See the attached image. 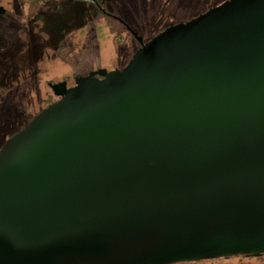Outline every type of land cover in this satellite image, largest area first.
<instances>
[{
    "label": "water",
    "instance_id": "water-1",
    "mask_svg": "<svg viewBox=\"0 0 264 264\" xmlns=\"http://www.w3.org/2000/svg\"><path fill=\"white\" fill-rule=\"evenodd\" d=\"M132 36L1 146L0 264L264 254V0Z\"/></svg>",
    "mask_w": 264,
    "mask_h": 264
},
{
    "label": "rangeland",
    "instance_id": "rangeland-1",
    "mask_svg": "<svg viewBox=\"0 0 264 264\" xmlns=\"http://www.w3.org/2000/svg\"><path fill=\"white\" fill-rule=\"evenodd\" d=\"M224 1L69 0L49 2L45 9L36 4L22 8L14 3L0 25V148L57 100L48 83L65 81L72 87L76 78L90 72L112 71L128 64L139 44L102 12L122 19L148 42L166 26L195 18ZM54 5V12L48 13ZM194 264H264V257H230Z\"/></svg>",
    "mask_w": 264,
    "mask_h": 264
},
{
    "label": "flooded vegetation",
    "instance_id": "flooded-vegetation-1",
    "mask_svg": "<svg viewBox=\"0 0 264 264\" xmlns=\"http://www.w3.org/2000/svg\"><path fill=\"white\" fill-rule=\"evenodd\" d=\"M57 1H69V0H0V25H3V23L5 22V19H7V17L11 13V5H13L14 3H16L18 6H20L22 8L26 7L28 5L36 4V5H39L40 7L43 6V9H45V8H48V6H46V5L49 2L55 3ZM72 1H81V2H85V3L90 2V0H72ZM92 1L95 2V0H92ZM44 6H45V8H44ZM97 6H98V4H97ZM54 10H55V5L52 8H49L48 13L49 12L52 13V12H54ZM102 14H104L105 16L110 17L113 20H115L116 22H118L124 28V30L133 38V36H132L133 29L130 28L126 22H124L122 19L118 18L117 16H112V15L106 14L105 12H102ZM23 15H25V13ZM44 16H49V14H44ZM127 27L130 30H128ZM118 69H122V68H118ZM67 87H71V86L67 85ZM55 98L58 100L57 97H55Z\"/></svg>",
    "mask_w": 264,
    "mask_h": 264
},
{
    "label": "trees",
    "instance_id": "trees-1",
    "mask_svg": "<svg viewBox=\"0 0 264 264\" xmlns=\"http://www.w3.org/2000/svg\"><path fill=\"white\" fill-rule=\"evenodd\" d=\"M220 3H218L217 5H219ZM217 5H215V6H217ZM215 6H212L211 8H213V7H215ZM208 10V9H207ZM207 10H205V11H207ZM205 11H203V12H201V13H204ZM190 19H192V18H189L188 20H190ZM187 20V21H188ZM186 22V21H185ZM182 23V22H181ZM177 24V23H176ZM169 26V25H168ZM168 26H166L165 28H167ZM164 28V29H165ZM163 29V30H164ZM162 30V31H163ZM11 137V136H10ZM232 257H243V258H255V257H252V256H249V255H242V256H232ZM231 257V258H232ZM264 257V254L263 255H260L259 257H256V258H263ZM224 259V258H223ZM225 259H229V258H225ZM224 259V260H225ZM205 260H215V259H205ZM216 260H220V259H216ZM177 264H188V263H177ZM189 264H194V263H189Z\"/></svg>",
    "mask_w": 264,
    "mask_h": 264
}]
</instances>
